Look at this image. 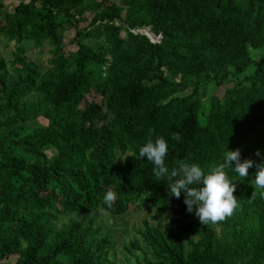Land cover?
Instances as JSON below:
<instances>
[{"label": "trees", "instance_id": "16d2710c", "mask_svg": "<svg viewBox=\"0 0 264 264\" xmlns=\"http://www.w3.org/2000/svg\"><path fill=\"white\" fill-rule=\"evenodd\" d=\"M70 29L76 51L67 55ZM12 42L20 76L0 58V264H114L113 238L95 216L59 231L55 223L132 206L155 220L172 215L167 232L144 220V246L132 243L137 264H264V198L252 181L264 161V0L0 2V47ZM26 42L52 47L48 71L24 57ZM249 46L262 55L252 59ZM227 81L222 97L204 101L209 85ZM35 90L42 97L27 99ZM158 136L168 141L169 168L188 162L207 172L226 148L254 162L243 181L226 169L237 207L217 221L220 233L138 157Z\"/></svg>", "mask_w": 264, "mask_h": 264}, {"label": "clouds", "instance_id": "9594fccd", "mask_svg": "<svg viewBox=\"0 0 264 264\" xmlns=\"http://www.w3.org/2000/svg\"><path fill=\"white\" fill-rule=\"evenodd\" d=\"M172 139L178 141L180 135L173 133ZM168 151V141L158 136L154 140L149 138L139 147L138 157L146 159L153 165L152 172L155 176L172 181L171 196L180 198L183 195L186 210L189 213L194 211L201 224L215 223L230 216L237 207V197L233 195L235 180L228 178L226 169H230L243 181L249 175L248 170L254 162L251 159L242 160L239 149L226 148L222 161L207 172L200 165L188 162L169 168L165 163ZM259 154L258 151L257 155ZM257 169L254 178L252 177L254 192L259 190V195L264 198V161L257 165ZM102 199L104 204L111 208L116 193L108 189Z\"/></svg>", "mask_w": 264, "mask_h": 264}, {"label": "rangeland", "instance_id": "374dc122", "mask_svg": "<svg viewBox=\"0 0 264 264\" xmlns=\"http://www.w3.org/2000/svg\"><path fill=\"white\" fill-rule=\"evenodd\" d=\"M4 1V0H0ZM5 2V1H4ZM3 3V2H2ZM17 3V0H6V6L9 8H12V5ZM4 4V3H3ZM89 21L83 22V26H89L90 21L92 20V14H87ZM124 16V15H123ZM116 23H120L121 21L115 20ZM141 33L147 34L148 37L152 41H160V39L157 40V38L153 37L151 34L149 27H145L142 29H139ZM136 31V30H135ZM151 32V33H150ZM74 30L70 29L65 33V50L67 55H70L72 52L76 51V45L73 43L72 38L74 36ZM122 35H126V31L122 30ZM159 36V35H158ZM27 48V52L24 55V57L28 61L35 62L38 64L41 69L43 70V73L48 71V69L51 67L50 65V58H51V49L52 47L45 43L40 47L35 46L32 42H26L23 44ZM15 42H12L10 44H3L0 47V58H3L8 63V71L10 77H18L20 76V72L17 71L20 69L19 64L14 65V57L13 53L15 51ZM249 51L252 59H256L257 57L262 55V52L259 51L256 48H253L249 46ZM17 69V70H16ZM40 82H38V85ZM233 83L227 81L224 85L217 87L214 85H209L208 89L205 91V102L209 101L212 96H223L225 90L227 87L232 86ZM203 92V89H202ZM42 97V95L39 93V91H33L26 97L29 100H38ZM42 122L47 123V120L43 117L40 118ZM154 214V211H148L146 208H139L138 206H132L131 209L125 213L124 215L120 216H114L110 213H107L103 210H97L94 214L93 213H87V214H78L73 216H62L60 217L56 223L55 228L57 231L61 230L66 223L71 218L79 219L80 221L86 223L88 222L92 216H95V225L100 226L102 229L103 235H111L113 238V246L111 248L110 254H109V261L113 262L114 264H137V258L141 256V251L137 250L134 246H132V243L135 241H138L141 246H144V242L142 240L140 231L144 230V220H147L150 223V226L152 228H159L164 232H167L168 227L171 224L172 215L168 214L167 216L160 218L158 220H155L152 218V215ZM214 229L220 233L221 226L219 225V222H209ZM225 223H229V221H226ZM228 239V241L232 242V236L229 235L228 237H224L223 240ZM55 242L54 238L50 239V245L53 246ZM129 249V250H128ZM15 259L14 256L10 257V260L13 261Z\"/></svg>", "mask_w": 264, "mask_h": 264}, {"label": "water", "instance_id": "95a60500", "mask_svg": "<svg viewBox=\"0 0 264 264\" xmlns=\"http://www.w3.org/2000/svg\"><path fill=\"white\" fill-rule=\"evenodd\" d=\"M150 33H151V32H150ZM152 35H153V34H152ZM155 37H156L157 40H158V39H160L161 35H159V36H154V38H155Z\"/></svg>", "mask_w": 264, "mask_h": 264}, {"label": "crops", "instance_id": "0c3cea01", "mask_svg": "<svg viewBox=\"0 0 264 264\" xmlns=\"http://www.w3.org/2000/svg\"><path fill=\"white\" fill-rule=\"evenodd\" d=\"M5 1V2H4ZM4 1H1V2H3L4 4L6 3V0H4ZM6 5V4H5Z\"/></svg>", "mask_w": 264, "mask_h": 264}, {"label": "bare ground", "instance_id": "6f19581e", "mask_svg": "<svg viewBox=\"0 0 264 264\" xmlns=\"http://www.w3.org/2000/svg\"><path fill=\"white\" fill-rule=\"evenodd\" d=\"M152 34V33H151ZM155 35H153V37H154Z\"/></svg>", "mask_w": 264, "mask_h": 264}]
</instances>
